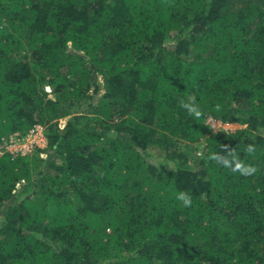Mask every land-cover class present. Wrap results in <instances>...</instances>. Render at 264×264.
<instances>
[{"label":"trees","instance_id":"16d2710c","mask_svg":"<svg viewBox=\"0 0 264 264\" xmlns=\"http://www.w3.org/2000/svg\"><path fill=\"white\" fill-rule=\"evenodd\" d=\"M0 264H264V0H0Z\"/></svg>","mask_w":264,"mask_h":264},{"label":"built area","instance_id":"2783aa9c","mask_svg":"<svg viewBox=\"0 0 264 264\" xmlns=\"http://www.w3.org/2000/svg\"><path fill=\"white\" fill-rule=\"evenodd\" d=\"M214 120L223 123L222 120L213 116H208L207 122L211 124ZM42 126L43 125L36 124L25 134L18 131L8 134L3 138L4 150H8L13 154H26L34 151L35 148L39 146L36 137Z\"/></svg>","mask_w":264,"mask_h":264},{"label":"rangeland","instance_id":"374dc122","mask_svg":"<svg viewBox=\"0 0 264 264\" xmlns=\"http://www.w3.org/2000/svg\"><path fill=\"white\" fill-rule=\"evenodd\" d=\"M102 78H103L102 75H100L99 79H100L101 82L103 81ZM103 90L104 89H102L101 92H103ZM65 122H66V118H61L60 123L62 125H64ZM211 125H213L214 130H219L221 128H224L226 130L232 131V130L237 129L238 127H242V125L237 123V122H223V123H221L218 120L212 121ZM36 138H37V140L39 142L38 143L39 146L44 147V146L47 145V136H46V132H45V127L44 126H42V128L40 129V131L38 132ZM204 143L205 142H200V143L196 144L195 146H193L194 149H196L198 151V154H200V155H202ZM189 147L190 146H188L187 149H189ZM151 153H152L153 158H157V159H161L162 158L159 155L158 149H156V148H152ZM43 155L46 156V153L44 152Z\"/></svg>","mask_w":264,"mask_h":264},{"label":"clouds","instance_id":"9594fccd","mask_svg":"<svg viewBox=\"0 0 264 264\" xmlns=\"http://www.w3.org/2000/svg\"><path fill=\"white\" fill-rule=\"evenodd\" d=\"M187 202V201H186Z\"/></svg>","mask_w":264,"mask_h":264}]
</instances>
